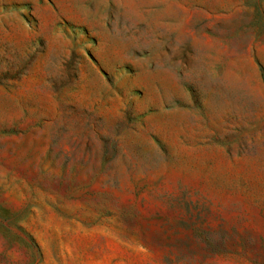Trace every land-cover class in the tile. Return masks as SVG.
Returning <instances> with one entry per match:
<instances>
[{
	"label": "rangeland",
	"instance_id": "374dc122",
	"mask_svg": "<svg viewBox=\"0 0 264 264\" xmlns=\"http://www.w3.org/2000/svg\"><path fill=\"white\" fill-rule=\"evenodd\" d=\"M0 264H264V0H0Z\"/></svg>",
	"mask_w": 264,
	"mask_h": 264
}]
</instances>
